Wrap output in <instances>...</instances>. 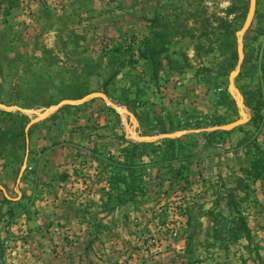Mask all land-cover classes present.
Wrapping results in <instances>:
<instances>
[{
	"label": "rangeland",
	"instance_id": "374dc122",
	"mask_svg": "<svg viewBox=\"0 0 264 264\" xmlns=\"http://www.w3.org/2000/svg\"><path fill=\"white\" fill-rule=\"evenodd\" d=\"M253 1L0 0V264H264Z\"/></svg>",
	"mask_w": 264,
	"mask_h": 264
},
{
	"label": "water",
	"instance_id": "95a60500",
	"mask_svg": "<svg viewBox=\"0 0 264 264\" xmlns=\"http://www.w3.org/2000/svg\"><path fill=\"white\" fill-rule=\"evenodd\" d=\"M255 10H256V4H255V0H254V1H253V4H252V11H251V14H250V16H249V18H248V21H247V23H246V26H245L243 32H245V31L250 27L251 22H252V20H253V16H254ZM240 55H241V60H240L239 67H238V70L236 71V73H238V72L240 71V69H241V65H242V62H243V58H244V55H243V52H242V51H240ZM236 73H234V74L232 75V77H231V87H232L233 91L235 90V88L233 87V84H234V77H235V74H236ZM64 104L73 105V104H76V103H75V102H68V101H67V102H64L63 105H64ZM239 105H240V107H241V109H242L243 106H242V102H241V101H239ZM1 106H2V105H0V107H1ZM60 106H61V105H59V106H57V107H52V108L48 109V110L45 112V114H39V116H40V115H41V116H46V115H48V114L54 112V111L57 110L58 108H60ZM2 107H5V106H2ZM244 118H246L245 115H244ZM237 125H239V124L236 123V124H233V125H231V126L222 127L221 129H227L228 127L237 126Z\"/></svg>",
	"mask_w": 264,
	"mask_h": 264
},
{
	"label": "bare ground",
	"instance_id": "6f19581e",
	"mask_svg": "<svg viewBox=\"0 0 264 264\" xmlns=\"http://www.w3.org/2000/svg\"><path fill=\"white\" fill-rule=\"evenodd\" d=\"M241 36V35H240Z\"/></svg>",
	"mask_w": 264,
	"mask_h": 264
}]
</instances>
